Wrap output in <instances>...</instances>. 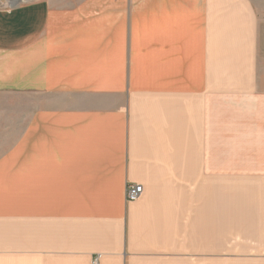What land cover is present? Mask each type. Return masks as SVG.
<instances>
[{
	"label": "crops",
	"instance_id": "crops-1",
	"mask_svg": "<svg viewBox=\"0 0 264 264\" xmlns=\"http://www.w3.org/2000/svg\"><path fill=\"white\" fill-rule=\"evenodd\" d=\"M4 1L0 264H264V0Z\"/></svg>",
	"mask_w": 264,
	"mask_h": 264
},
{
	"label": "rangeland",
	"instance_id": "rangeland-1",
	"mask_svg": "<svg viewBox=\"0 0 264 264\" xmlns=\"http://www.w3.org/2000/svg\"><path fill=\"white\" fill-rule=\"evenodd\" d=\"M15 1V0H12ZM4 0H0V8H7ZM248 255V256H247ZM255 255L251 252L249 254H242L241 256H230L228 253L215 254L214 264H255Z\"/></svg>",
	"mask_w": 264,
	"mask_h": 264
},
{
	"label": "built area",
	"instance_id": "built-area-1",
	"mask_svg": "<svg viewBox=\"0 0 264 264\" xmlns=\"http://www.w3.org/2000/svg\"><path fill=\"white\" fill-rule=\"evenodd\" d=\"M143 193V187L139 185H129L126 188V202L127 203H134L136 202L140 196ZM100 256H97L93 264H98L99 263Z\"/></svg>",
	"mask_w": 264,
	"mask_h": 264
},
{
	"label": "water",
	"instance_id": "water-1",
	"mask_svg": "<svg viewBox=\"0 0 264 264\" xmlns=\"http://www.w3.org/2000/svg\"><path fill=\"white\" fill-rule=\"evenodd\" d=\"M19 1H20V0H15V1H13L14 3L12 2L13 4H10V7H14V6L16 5L15 3H16V2H19Z\"/></svg>",
	"mask_w": 264,
	"mask_h": 264
}]
</instances>
